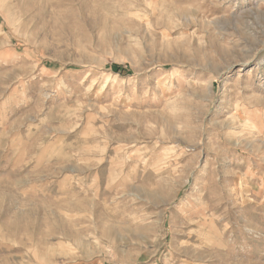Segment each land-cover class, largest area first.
I'll return each instance as SVG.
<instances>
[{
	"label": "rangeland",
	"instance_id": "obj_1",
	"mask_svg": "<svg viewBox=\"0 0 264 264\" xmlns=\"http://www.w3.org/2000/svg\"><path fill=\"white\" fill-rule=\"evenodd\" d=\"M0 264H264V0H0Z\"/></svg>",
	"mask_w": 264,
	"mask_h": 264
},
{
	"label": "trees",
	"instance_id": "obj_2",
	"mask_svg": "<svg viewBox=\"0 0 264 264\" xmlns=\"http://www.w3.org/2000/svg\"><path fill=\"white\" fill-rule=\"evenodd\" d=\"M115 69H118V67H115Z\"/></svg>",
	"mask_w": 264,
	"mask_h": 264
}]
</instances>
